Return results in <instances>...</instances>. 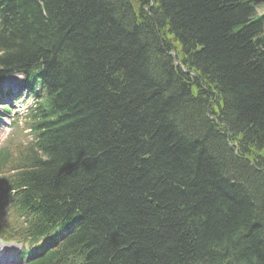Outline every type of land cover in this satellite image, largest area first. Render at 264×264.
I'll list each match as a JSON object with an SVG mask.
<instances>
[{"label": "trees", "instance_id": "16d2710c", "mask_svg": "<svg viewBox=\"0 0 264 264\" xmlns=\"http://www.w3.org/2000/svg\"><path fill=\"white\" fill-rule=\"evenodd\" d=\"M31 66L56 92L46 159L20 155L39 232L77 217L85 264H264L254 0H0V68Z\"/></svg>", "mask_w": 264, "mask_h": 264}, {"label": "rangeland", "instance_id": "374dc122", "mask_svg": "<svg viewBox=\"0 0 264 264\" xmlns=\"http://www.w3.org/2000/svg\"><path fill=\"white\" fill-rule=\"evenodd\" d=\"M255 10L259 14L264 16V0H256Z\"/></svg>", "mask_w": 264, "mask_h": 264}, {"label": "bare ground", "instance_id": "6f19581e", "mask_svg": "<svg viewBox=\"0 0 264 264\" xmlns=\"http://www.w3.org/2000/svg\"><path fill=\"white\" fill-rule=\"evenodd\" d=\"M203 142H205L206 140H202ZM3 258H5V260H7V258L6 257H3Z\"/></svg>", "mask_w": 264, "mask_h": 264}]
</instances>
